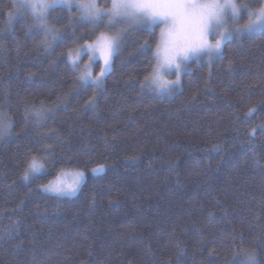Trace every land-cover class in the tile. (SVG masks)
<instances>
[{"label":"trees","instance_id":"1","mask_svg":"<svg viewBox=\"0 0 264 264\" xmlns=\"http://www.w3.org/2000/svg\"><path fill=\"white\" fill-rule=\"evenodd\" d=\"M48 26L55 44L0 0V264H264V31L161 97L141 87L159 26L126 29L100 89L67 59L91 25L56 8ZM32 156L45 169L25 181ZM62 169L86 175L73 198L42 191Z\"/></svg>","mask_w":264,"mask_h":264},{"label":"snow or ice","instance_id":"2","mask_svg":"<svg viewBox=\"0 0 264 264\" xmlns=\"http://www.w3.org/2000/svg\"><path fill=\"white\" fill-rule=\"evenodd\" d=\"M251 0H109L100 5L97 0H19L18 8L28 10L33 17L38 31L45 33V43L55 44L61 40L59 30L48 26V18L57 7H65L69 12L73 7L79 13L81 22L91 25L97 34L92 42L85 41L84 48L90 52L89 61L97 58L103 66L97 75L88 65L79 76L84 84L93 82L99 86L102 78L111 70L113 58L119 53L124 32L128 27L160 26V34L153 49L152 70L145 76L141 87H155L161 91H170L173 84H178L180 69L192 56L221 53L223 46L234 35L243 32L264 31V0H258V7H249ZM16 7V5H14ZM12 13L8 14L9 20ZM247 16L248 22L239 27ZM107 22L106 24L104 22ZM103 25V29L101 27ZM123 27H118V26ZM151 34V33H150ZM51 40H47L48 36ZM214 41V42H212ZM142 48H151L144 41ZM81 55L79 48H70L67 59L78 68ZM173 69L175 72L173 73ZM175 74L176 80L165 79ZM40 113L37 112V116ZM8 130V125L0 122V134ZM45 169V164L36 156L30 158L23 179L36 177ZM94 174L102 169H93ZM84 173L75 170H61L54 180L43 185L45 191L57 195H74L79 189ZM247 264H256L255 253L242 249ZM237 253L236 255H240Z\"/></svg>","mask_w":264,"mask_h":264},{"label":"rangeland","instance_id":"3","mask_svg":"<svg viewBox=\"0 0 264 264\" xmlns=\"http://www.w3.org/2000/svg\"><path fill=\"white\" fill-rule=\"evenodd\" d=\"M97 3L100 4V0H97ZM17 4H19V0H17ZM57 8H65V7H57ZM67 9V8H65ZM73 9H76L75 7H73ZM28 11V10H26ZM29 12V11H28ZM30 13V12H29ZM118 27H123L122 25L121 26H118ZM137 27V26H135ZM142 28H148L147 26H140ZM157 27V26H155ZM154 27V28H155ZM160 27V26H159ZM239 27H243L241 26V24L239 25ZM148 29H153V28H148ZM256 32H260V30H257V31H254V32H243V33H240V34H244V33H256ZM237 35V34H236ZM235 36V35H234ZM233 36V37H234ZM230 41V40H229ZM228 41V42H229ZM214 42V41H212ZM227 43V42H226ZM226 45V44H225ZM224 45V46H225ZM224 46L222 48V51L224 49ZM222 51L221 53H213L211 56L209 55H206V54H202V55H199V56H192L188 61L184 62L181 66V69H180V79H179V83L178 84H173L171 86V90L170 91H161L159 89H157L155 87V85H152L151 88L155 91V93L161 97H167V96H170L174 90L176 89H179L180 86H181V81H182V78H183V75L188 71L189 69V65L194 62V61H201V60H206L208 62H212L214 61L216 58L220 57L221 54H222ZM80 52H81V55L79 57V60H78V68L77 71L79 72V74L81 75V73L85 70V65H88L93 73V76L97 75L100 71V68L103 66V62L102 60H99L98 58L94 61V62H90L89 61V55H90V52L86 51L85 48H81L80 49ZM114 59V58H113ZM113 63V61H112ZM111 70H112V65H111ZM108 71L107 74L102 78V82L99 86H96L93 82H89L87 84H84L83 81L80 80V83L83 85V86H86V85H94L96 86L98 89L101 88L102 84H103V81L104 79L106 78V76L111 72ZM175 72V70L173 69V73ZM165 79H168V80H171V81H175L176 80V76L175 74H172V75H167L165 76ZM97 169H102V171H100L99 173H96L94 174L93 171H92V174L93 175H100L104 172V167H99ZM43 171V170H42ZM76 171V170H75ZM33 177H30V179H32ZM85 179H86V175L84 174V179L82 180L81 182V185L79 187V189L77 190V192L74 194V195H71V196H68V195H57L55 193H51V192H48V191H45L43 188H42V191L43 193L47 194V195H50V196H54V197H57V198H60V199H69V198H73L77 195L78 191L80 190L81 186L83 185V183L85 182Z\"/></svg>","mask_w":264,"mask_h":264}]
</instances>
